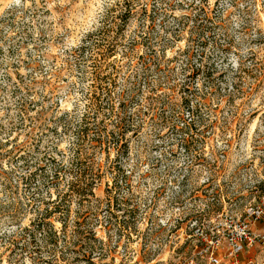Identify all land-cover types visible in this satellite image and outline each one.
<instances>
[{"label":"rangeland","instance_id":"374dc122","mask_svg":"<svg viewBox=\"0 0 264 264\" xmlns=\"http://www.w3.org/2000/svg\"><path fill=\"white\" fill-rule=\"evenodd\" d=\"M141 3L120 20L123 0H0V264H208L202 249L218 229L260 205L264 0ZM97 72L116 78L117 98L135 96L124 108H142L139 129L120 151L95 149L94 168L105 175L90 201L73 199L48 233L27 232L35 212L21 176L29 171L7 154L39 147L40 155H72L75 136L57 119H80V89L100 83ZM197 106L204 125L188 135L173 129ZM42 122L58 134H31ZM42 189L57 198L56 187ZM253 251L264 264V249Z\"/></svg>","mask_w":264,"mask_h":264},{"label":"trees","instance_id":"16d2710c","mask_svg":"<svg viewBox=\"0 0 264 264\" xmlns=\"http://www.w3.org/2000/svg\"><path fill=\"white\" fill-rule=\"evenodd\" d=\"M123 1L127 4V11L124 14L118 15V19L123 20L124 17H131L138 14L137 8L142 5L141 0ZM140 10L143 12L146 8L144 9L143 6ZM124 21L127 22V20ZM99 49L100 48H98V50ZM116 49L117 45L112 44L105 50L111 53L116 51ZM84 50H86L84 46L79 49V51ZM78 55L79 57H83L82 53ZM90 58H92V56ZM94 75L95 79L98 78L101 82L91 85L87 90L83 87L80 89L87 102L85 105V112L80 119L79 116L78 119H76V113H66L61 118L57 119L58 123L65 121V124L62 127L65 134L72 132L75 136L74 146L71 149V151H73L72 155H68L67 153L57 155L53 152L49 153L46 151L40 155L39 147H37V152L32 151L30 148H23L18 151V155V152L15 153L17 151L16 149L7 154L8 156L14 154L12 156L13 159L16 161H22L25 170L29 171L21 176V181L27 185L26 190L30 192V194L27 195L26 206L32 207V209H34L33 212H35L30 225L31 227L25 229L27 232L46 231L48 233L54 229V225L50 222L51 217L68 212L71 208V202L73 199H78V204L81 206H84L86 201H90V197L95 196L94 187L96 183L102 181L105 175L101 168L98 170L94 168L95 149L99 146L102 151L108 153L115 148L120 151L123 147L128 146L127 133H136V130L139 129V127L134 129V122L135 117L142 111V108H137L134 113L129 115H127L124 108L126 98L134 103L135 96H127L124 92L119 94L117 98L114 93L116 89V78L111 77L110 74L101 75L100 72H97ZM117 101L119 102L118 108L116 106ZM138 105L139 104L136 106ZM188 112L191 119L190 122H185L183 114H180L177 116L176 121H181L183 127L179 128L177 124L173 125V129H176L177 132H181L182 135H188L191 133L193 125H196L197 122L204 125L203 120L198 115V106L189 107ZM102 114H104L105 117H108L107 119L111 120L110 122L113 123L114 128L111 129L110 132H108V129L105 131L106 129L102 127V124L105 123ZM99 117L102 119H99ZM40 119L42 120L41 117L38 120ZM42 124L43 122L40 126L34 125L35 127H33L30 133L33 134L35 131L42 129V132L48 131L58 134L57 127ZM90 136H93V139L90 140ZM88 141H90V147L86 146ZM114 141H116V144ZM7 144H10V142L7 141L5 145ZM2 146L3 145L0 142V149ZM38 177L41 178L39 184L36 183ZM61 184H65L66 189H61ZM42 186L56 187L55 190L58 192L57 198L52 199V197L45 196ZM47 195L52 194L51 192H47ZM18 203L19 202L16 204ZM18 215L19 213L17 209H15V214L11 215L10 218L15 222H18V217H16ZM49 240L51 244L58 243L57 237L55 239L50 237Z\"/></svg>","mask_w":264,"mask_h":264},{"label":"built area","instance_id":"2783aa9c","mask_svg":"<svg viewBox=\"0 0 264 264\" xmlns=\"http://www.w3.org/2000/svg\"><path fill=\"white\" fill-rule=\"evenodd\" d=\"M264 195L260 198V205L248 211L237 221L231 218L230 225L222 234L218 229L206 250L208 264H222L229 261L231 264H260L250 259L246 263L241 260V254L247 249H264ZM260 226V227H259ZM209 239V237H208ZM194 260V259H193ZM194 264V261L191 262Z\"/></svg>","mask_w":264,"mask_h":264},{"label":"crops","instance_id":"0c3cea01","mask_svg":"<svg viewBox=\"0 0 264 264\" xmlns=\"http://www.w3.org/2000/svg\"><path fill=\"white\" fill-rule=\"evenodd\" d=\"M254 253V254H253ZM256 253L253 251V249L252 250H250L249 252L247 251V249L241 254V260L243 261V262H247V261H249L250 259H253V260H257L256 259ZM222 264H231L229 261L227 262V261H223V263Z\"/></svg>","mask_w":264,"mask_h":264}]
</instances>
